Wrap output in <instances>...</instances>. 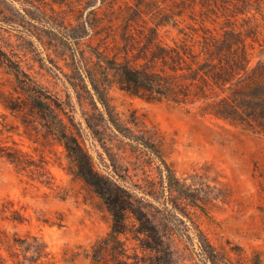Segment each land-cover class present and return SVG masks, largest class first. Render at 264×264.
Segmentation results:
<instances>
[{"label": "rangeland", "instance_id": "rangeland-1", "mask_svg": "<svg viewBox=\"0 0 264 264\" xmlns=\"http://www.w3.org/2000/svg\"><path fill=\"white\" fill-rule=\"evenodd\" d=\"M240 48L250 68L264 62V0H0V153L19 151L32 164L21 171L0 154V204L11 202L27 219L0 215L1 253L9 257L15 238L36 235L59 254L67 244L89 246L112 224L104 201L71 174L66 149L45 128L34 97L62 106L100 172L132 188L151 190L159 181L155 154L104 123L103 141L88 128L92 106L80 103L70 81L80 76L79 61L92 68L101 54L174 77L179 102L148 101L118 85L110 97L123 126L161 148L203 199L193 206L161 182L157 199L136 191L146 214L173 229L176 263H204L188 237L194 233L186 225L195 223L231 262L255 264L259 255L264 264V135L221 116L233 105L231 91L196 71L237 62L231 51ZM46 170L51 186L42 183ZM154 245L151 234L130 235L132 252L155 254L147 249Z\"/></svg>", "mask_w": 264, "mask_h": 264}, {"label": "trees", "instance_id": "trees-1", "mask_svg": "<svg viewBox=\"0 0 264 264\" xmlns=\"http://www.w3.org/2000/svg\"><path fill=\"white\" fill-rule=\"evenodd\" d=\"M239 60L228 65H213L206 63L196 69L200 80H212L221 88H227L230 92L229 100L233 104L230 109L224 110L220 115L233 124H242L249 129L258 131L264 135V62L253 68L249 67L246 51L233 52ZM98 61L92 68L85 64L82 59L76 66L79 78H72V88L78 94L79 101L87 100L92 106V113L85 120L88 128L95 138L103 141V126L117 130L124 138L134 143L136 147H143L155 154L159 165V181L154 180L151 190L141 186L132 188L119 182L114 176L105 175L95 165L94 156L82 141L79 132H75L74 122L66 120L67 112L59 104H53L52 97L45 102L32 98L33 108L41 111V117L45 122V128L50 135L64 146L67 158L70 162V172L76 178L84 180L94 192L104 201L112 216L110 231L98 237L89 246L82 244L63 247L59 254L49 250L48 244L36 235L15 238L12 250L7 251L9 257L4 256L0 250V264H8L9 259L17 264H76L79 260L87 261L88 264H177L174 258L172 241L173 229H164L156 218L151 219L146 214L144 198L138 197L136 191H142L145 195L155 197L158 191V182L171 192L188 199L193 206L202 207L203 199L196 190L181 181L173 167L165 159L163 151L151 142V140L136 134L131 128L123 126L119 114L112 103L110 89L118 85L121 89L132 96H138L148 101L162 99L179 102L174 77L171 75L151 74L147 71L135 69L127 63H119L115 60H105L99 54ZM106 62V65L103 64ZM39 108V109H38ZM6 151L1 156L7 158L16 168L23 171L32 164L24 159V154L19 151ZM42 181L43 184L53 185L51 174ZM156 181V182H155ZM166 184V185H165ZM11 202L0 204V215L10 213L6 219L23 223L27 219L18 210L13 209ZM173 207L178 209L173 202ZM130 219H135L133 224ZM137 221V223H136ZM190 241L197 240L201 254L204 257L203 264H235L221 254L211 242L200 226L194 223L193 227L186 225ZM1 233V231H0ZM151 234L155 239V245L149 246L155 254H141L138 250L131 251L129 246L130 235ZM1 249V248H0ZM145 251L146 248H143ZM255 264H263L261 257L256 256Z\"/></svg>", "mask_w": 264, "mask_h": 264}]
</instances>
